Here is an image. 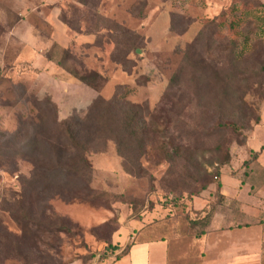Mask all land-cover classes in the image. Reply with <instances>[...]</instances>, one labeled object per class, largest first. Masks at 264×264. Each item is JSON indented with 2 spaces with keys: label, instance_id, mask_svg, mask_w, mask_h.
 <instances>
[{
  "label": "rangeland",
  "instance_id": "1",
  "mask_svg": "<svg viewBox=\"0 0 264 264\" xmlns=\"http://www.w3.org/2000/svg\"><path fill=\"white\" fill-rule=\"evenodd\" d=\"M69 70L99 73L101 90ZM118 96L147 122L144 152L105 135L83 177L62 164L72 147L37 149L43 134L59 143L58 116ZM181 133L192 140L171 164L159 146ZM263 150L264 0H0V264H109L125 232L179 218L201 235L222 180L249 189Z\"/></svg>",
  "mask_w": 264,
  "mask_h": 264
},
{
  "label": "crops",
  "instance_id": "2",
  "mask_svg": "<svg viewBox=\"0 0 264 264\" xmlns=\"http://www.w3.org/2000/svg\"><path fill=\"white\" fill-rule=\"evenodd\" d=\"M252 170L249 189L229 177L222 180L226 199L218 202L202 235L180 218L164 227L146 226L138 238L125 232L128 242L126 246L119 242L121 249L109 264H264V150ZM199 205L195 202L196 210ZM128 246L129 252L116 259Z\"/></svg>",
  "mask_w": 264,
  "mask_h": 264
},
{
  "label": "trees",
  "instance_id": "3",
  "mask_svg": "<svg viewBox=\"0 0 264 264\" xmlns=\"http://www.w3.org/2000/svg\"><path fill=\"white\" fill-rule=\"evenodd\" d=\"M239 24V25H238ZM246 24L242 25V22L239 23L233 22L228 26L229 31L234 32L235 28L237 26L243 27ZM233 45L236 48V45H238V42L233 41ZM64 54H68L69 57L71 55L70 49L66 48L64 50ZM72 56V55H71ZM58 64L62 65L63 60H61ZM71 73L73 78L78 79L80 82L84 83L85 85L94 88L98 92L99 88L102 86L100 83L101 76L99 73H94L93 75H82L78 71L74 72L71 70L68 71ZM177 81V80H176ZM107 82V81H106ZM102 83V81H101ZM102 88V87H101ZM50 103L55 105V109L57 105L53 102V100H49ZM125 102V99L122 98V96L116 97L115 101H106L100 97L95 98L91 104L89 105L87 116L84 120L79 119L76 116H72L71 118L67 119H56L57 124L60 126V132L61 135L59 137V143L54 144L52 142V138L45 137V134H43L41 137H38L36 139L37 142V149L42 148V144H48L50 148L55 153L60 154L61 157L65 156L66 158L68 155H70V147H72L75 151L73 157L66 160V163H62L65 166H68L70 169H68L69 173L79 174L81 173L83 177H85L88 172H91L92 166L88 159V153L90 150V146L92 143H95L97 139H102L105 137V135L109 136H117L119 139L125 142H130V144H135L136 147L141 150V152H144V144L146 138H144V133L147 129V122L144 118L140 117V114L138 112H135L134 114L130 113L127 116H124L123 114H120L122 112L123 104ZM59 110V109H58ZM57 110V112H58ZM116 111V115L121 119V122H117L116 125L111 123L110 117L112 116L113 112ZM56 112V113H57ZM120 114V116H119ZM59 115V112L57 113ZM43 114L40 116V120H43ZM44 124H42V127ZM225 126H218V130L225 129ZM40 131V130H38ZM215 134V133H214ZM212 135V134H211ZM111 136V137H112ZM65 139V141H64ZM192 140L190 136H184V134L178 135V137L174 140H172V144L170 148L169 144L167 145L162 144L159 146L161 150L164 152L165 160L167 162H170L171 164H175L178 160H180L182 155L187 151L186 149V142ZM176 142H179L176 143ZM196 143L200 144V141H197ZM133 149L136 150V148L132 145ZM220 150H218L219 152ZM60 157V159H61ZM229 159V157L227 156ZM228 159L226 162L221 161L218 166V173L217 178L221 176L222 170L229 164ZM199 169H202V167ZM199 177L191 178L194 181H197ZM218 187L221 189L222 184L221 182H217ZM205 187V186H204ZM218 188V189H219ZM208 187L204 188V190H207ZM211 220V219H210ZM210 222V221H209ZM202 235V234H201ZM112 254H116L121 248L119 245L110 246L108 248ZM130 250V247H126L125 250L120 254L116 255V259L121 258V256L126 255ZM105 260H111L112 257L109 259L108 256H104Z\"/></svg>",
  "mask_w": 264,
  "mask_h": 264
}]
</instances>
